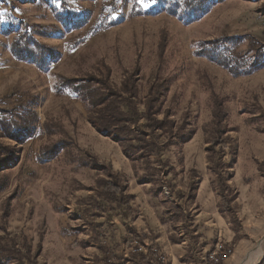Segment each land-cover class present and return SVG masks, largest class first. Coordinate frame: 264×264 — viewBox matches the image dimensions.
Here are the masks:
<instances>
[{"label":"rangeland","instance_id":"obj_1","mask_svg":"<svg viewBox=\"0 0 264 264\" xmlns=\"http://www.w3.org/2000/svg\"><path fill=\"white\" fill-rule=\"evenodd\" d=\"M145 3L149 7L137 0H0V107L13 108L23 94L29 95L28 108L38 121L35 135L22 145L0 137V143L15 149L11 168L0 174L5 182L0 236L7 235L9 243V237L18 236L20 246L32 243V256L41 241L37 264H104L113 254L125 260L138 243L147 252L157 250L144 254L171 264L167 247L181 239L182 264H213L208 255L220 245L225 259L218 264H241L260 244L264 247V67L235 76L196 53L200 41L223 35L252 33L264 40L259 9L264 0H223L189 24L166 12L151 13L155 3ZM26 29L60 52L47 69L13 53V43ZM107 67L117 86L138 69L140 112L149 86L163 85L159 117L168 110L177 128L174 137H159V154L130 160L120 143L88 120L79 99L56 94L59 76L82 77ZM215 97L228 113L223 126L236 148L235 162L229 149L224 156L232 165L223 171L231 186L226 193H239L232 203L234 217L218 206L217 219L200 226L199 188L218 186L222 201L221 182L206 151ZM47 122L53 125L52 135ZM68 136L76 145L55 158L43 156L45 145ZM86 151L111 163L128 193L155 203L135 206L131 199L130 205H119L99 198L104 174L82 165ZM216 160L221 161L220 153ZM261 263L264 255L256 264ZM7 264L21 262L9 258Z\"/></svg>","mask_w":264,"mask_h":264},{"label":"trees","instance_id":"obj_2","mask_svg":"<svg viewBox=\"0 0 264 264\" xmlns=\"http://www.w3.org/2000/svg\"><path fill=\"white\" fill-rule=\"evenodd\" d=\"M223 0H156L155 5L149 12H166L178 17L181 21L189 24L206 15L213 6ZM264 13V3L260 6ZM71 15V14H69ZM74 16V14L72 15ZM66 19L72 17H65ZM74 21V20H73ZM77 24V22H71ZM13 53L22 60L35 63L42 69H47L50 62L57 61L61 54L40 43L33 33L26 29L13 43ZM196 53L207 57L210 61L224 67L235 76L247 75L264 67V40L252 33L223 35L213 39L202 40L197 44ZM163 85L153 82L145 96V109L140 112L138 107L139 97V73L132 72L124 79L121 86H117L111 79V70L105 72L89 73L82 77L59 76L55 83L57 95L69 94L79 99L87 110L88 120L105 136L111 137L123 147L124 154L136 162L141 158L159 154L161 144L160 136H175L177 125L170 117L169 111H165L162 118L161 90ZM33 99V98H32ZM29 95L23 94L17 105L13 108L0 107V137L13 140L17 145H22L30 137L34 136L38 129V121L35 110L27 104ZM37 104L35 101L32 103ZM213 121L211 129L207 128L208 147L207 161L212 172H215L221 185L222 201L219 204L220 212H229L235 216L233 201L239 191L236 190L234 197L226 191L231 186L225 181L223 171L225 167H231L224 160L226 150L229 149L236 161L235 145L231 144V138L227 127L223 122L228 116L223 107L222 100L215 97ZM141 119L145 120L140 124ZM49 134L54 133L53 125L46 123ZM76 145L75 140L68 136L60 138L57 142L45 145L42 154L46 158H55L64 148ZM11 145L0 143V174L10 169L14 162L15 151ZM221 155V161L216 160L217 154ZM82 165L89 169L102 171L104 177L99 179V198L118 202L119 205H130L134 195L127 192V183L120 174L112 168L111 163L101 160L97 155L86 151L80 158ZM5 182L0 181V195L3 193ZM216 190L219 187H215ZM181 209V206H174ZM181 211V210H180ZM12 242H7V235L0 236V264H7L9 258L20 261L21 264H37L38 256L42 252V243L36 244L34 255L33 245L27 242L25 246L16 244L18 236L9 237ZM26 248L25 254L21 252ZM232 252V248H229ZM104 264H163L156 254H144L137 251L130 254L128 259L117 258L109 255L103 259ZM100 263V261H98ZM262 264V263H261Z\"/></svg>","mask_w":264,"mask_h":264},{"label":"crops","instance_id":"obj_3","mask_svg":"<svg viewBox=\"0 0 264 264\" xmlns=\"http://www.w3.org/2000/svg\"><path fill=\"white\" fill-rule=\"evenodd\" d=\"M133 200L135 202L133 205L135 206H147V204L152 205V203H155V200H153L152 198L136 197L135 195ZM219 204H220L219 191L211 187L202 185L197 192L196 206H202L203 213L201 214V216L197 218V222H196L197 225L202 226L205 224V222L209 220L214 221L215 219H217L215 214L219 213L218 210ZM178 239H181V236ZM182 243H184L183 239L176 240L170 242V246L167 247L169 250L168 253L170 256L169 260H171V264H182L179 261V257H181V254H179V250L183 248L180 246ZM184 264H189V263L184 262ZM195 264H207V263L204 262L202 263V261H199Z\"/></svg>","mask_w":264,"mask_h":264},{"label":"built area","instance_id":"obj_4","mask_svg":"<svg viewBox=\"0 0 264 264\" xmlns=\"http://www.w3.org/2000/svg\"><path fill=\"white\" fill-rule=\"evenodd\" d=\"M142 244H135L134 245V248H132V251H130V253H134V252H137V251H141V252H144V253H148V252H152V251H155L157 252V250H152L150 249L148 252L145 251L143 249V246H141ZM220 248H218L216 251L214 252H211L209 253L208 255V259L209 261H211L213 264H218L222 259H225V255H224V250H223V247L222 245L219 246Z\"/></svg>","mask_w":264,"mask_h":264},{"label":"bare ground","instance_id":"obj_5","mask_svg":"<svg viewBox=\"0 0 264 264\" xmlns=\"http://www.w3.org/2000/svg\"><path fill=\"white\" fill-rule=\"evenodd\" d=\"M264 255V247L260 244L256 249L247 254L241 264H256Z\"/></svg>","mask_w":264,"mask_h":264},{"label":"snow or ice","instance_id":"obj_6","mask_svg":"<svg viewBox=\"0 0 264 264\" xmlns=\"http://www.w3.org/2000/svg\"><path fill=\"white\" fill-rule=\"evenodd\" d=\"M137 2L142 5L143 7L147 8L149 7V4L148 3H145V0H137ZM156 0H152V3H155Z\"/></svg>","mask_w":264,"mask_h":264}]
</instances>
